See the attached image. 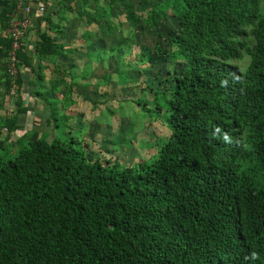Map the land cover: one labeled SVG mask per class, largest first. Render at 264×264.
<instances>
[{"label":"trees","instance_id":"obj_1","mask_svg":"<svg viewBox=\"0 0 264 264\" xmlns=\"http://www.w3.org/2000/svg\"><path fill=\"white\" fill-rule=\"evenodd\" d=\"M105 1L78 0L74 6L89 22L110 24L107 11L116 3L132 27L176 20L165 39L181 69L158 80L162 89L149 86L153 106L137 101L152 125H162L152 127L157 151H144L130 164L105 155L91 159L89 143L83 148L76 146L79 140L56 135L49 141L33 125L8 153L6 141L28 112L20 69L34 72L21 40L15 77L8 63L0 65V91L16 84L14 111L0 117V264H264V13L258 0H139L144 15L130 0ZM16 8V0L4 1L3 28ZM55 8L39 13L27 29L37 31L40 59L62 50L56 36L65 21ZM247 25L255 45L239 72L229 60L239 56L234 39ZM124 47L120 41L107 52ZM11 49L12 38L0 34V59L8 60ZM36 75L42 79L40 70ZM60 82L64 100L46 99L48 121L57 129L67 124L65 101L77 85ZM36 94L45 97L44 90Z\"/></svg>","mask_w":264,"mask_h":264},{"label":"rangeland","instance_id":"obj_2","mask_svg":"<svg viewBox=\"0 0 264 264\" xmlns=\"http://www.w3.org/2000/svg\"><path fill=\"white\" fill-rule=\"evenodd\" d=\"M130 1L133 3L136 13L139 15L145 14L140 9L139 0ZM156 1L159 2L160 0ZM258 2L259 9L264 13V0H258ZM105 3H108V1L106 0ZM102 5H105L104 2H102ZM92 6L94 4L91 2L89 8H92ZM78 7L79 5H77ZM107 12L111 16L110 24L100 23L102 20L99 22L94 20L89 25L88 29H90L89 32L93 37L89 40V45L75 48L72 53H68V57L71 58L70 61L68 59L62 61L61 57L56 59L60 70L54 66L57 64L53 56H51L48 66L39 65L38 61L34 60L35 73L27 69L24 70V68L20 69L22 73H25L28 83L32 79L33 81H39L36 71L40 69L47 78L48 85L55 84L58 86L59 84L61 89L65 86L58 81V78L61 77L64 83L69 84L73 81V76H78L76 80L80 85L69 92L65 102L68 103L67 108H72L75 122L81 125V121L88 126L85 128L83 127L84 124L82 127L74 128L61 126L59 130L52 128L51 119L49 123L47 122L49 119L48 103L46 104L42 99L39 100L34 90H32L33 87L28 86L25 82L23 86H27L28 92L22 89V98L24 105L28 107V114L19 117L18 126L20 128L12 131V134L8 137L6 141V146L10 148L8 153L13 154L15 152L18 141L24 142L26 140L25 136L29 134L27 132L29 129H26V127L31 126L32 118H37L34 120V127L44 131L45 138L49 141L52 135H56L62 139L68 140L72 137L79 140L80 144L76 146H82L83 148L85 143H89L91 148L86 151V155L91 159L105 155L106 157H115L125 164H130L134 159L139 160V151L144 150L149 155L156 153L157 139L153 137L154 129L152 130V127L154 125L162 127V125L160 122H157V125H152L151 118L141 109L137 101H145L147 106H153L154 94L149 86L151 85L154 89L161 88L162 86L158 84V80H165L168 71L178 73L181 69V63L171 57L174 47L165 39L167 34L175 31L177 27L176 20L174 17H166L157 22L155 26L140 22L132 27L125 19V11L120 3L111 4L110 10ZM31 14L32 12L30 16ZM32 23L34 22L30 19V25ZM252 28L251 25L245 26L244 33L234 39L239 44L240 52L237 58L231 59L229 62L239 72L245 71L250 61V52L253 51L255 45ZM33 31L26 38L28 36L33 37ZM120 41L126 44L121 52H116L114 55L106 53L110 47ZM28 50L31 49L28 48ZM30 54H32V51H30ZM72 61L75 66L77 65L74 68L75 70L65 72L64 67H69V63ZM0 62H2L0 65L3 66L7 64L6 59H0ZM116 67L120 71L127 72L128 77L123 79L119 77L116 73ZM4 74V69H1L0 82L2 83ZM83 74H86L87 84H83L85 83L84 79H80ZM104 74L110 76L107 84L103 81ZM13 85L16 84L13 83ZM2 87L4 89V86ZM12 88H14L13 93ZM0 92V117L3 118L8 116L12 110L14 111L13 101L16 99V86H11L8 92L5 90ZM52 93L54 92L47 93V98H50ZM62 99L64 100V98ZM81 111H83L82 114ZM59 120L63 122L67 119H61L60 117ZM67 123H69V120ZM164 133L168 134L169 132L164 131ZM0 153H2L1 149ZM131 156H134V158L131 159Z\"/></svg>","mask_w":264,"mask_h":264},{"label":"crops","instance_id":"obj_3","mask_svg":"<svg viewBox=\"0 0 264 264\" xmlns=\"http://www.w3.org/2000/svg\"><path fill=\"white\" fill-rule=\"evenodd\" d=\"M4 1H6V0H0V10L4 9ZM76 1H78V0H50V8L48 9V11H50V9H54L55 6L58 5L55 8V10L58 9V13L59 12L62 13V17L61 18H64V20H62V21H65L64 22L65 25L63 27V34L60 35V36H56V42L60 45V48L62 49L61 50V53H59V54L58 53L57 54H50L47 58L40 59V58L37 57V53H36V50H35V43H36V41L38 39L37 31L35 29H30L28 31V33H26L23 36L22 41H23L24 45L27 47L28 53L30 54V51H32V54H30V55L32 57L33 66H34V60H37L39 65H46V66H48L49 63H50L51 56H53V58L55 59V61H56V59L58 57H61L62 58V61L63 60H66V59H68V61H70L71 58L68 57L69 56L68 53H72L75 48H78V47L81 48L83 46L89 45L88 42L93 37L86 38V36L87 35H90L91 36V32H89L90 29H88V27H89V25L92 24V22L94 20H92V22H89V20L87 18H85L84 15L81 14V13H84V10H83L82 7L81 8L80 7L77 8L76 6H74V3ZM48 11H46V12H48ZM89 11L90 12H88V13H92L91 10H89ZM31 12H32L31 19L34 22V23H32V26L33 25L35 26L36 25L37 16L39 15V12L36 11V9L34 8V6L30 10V13ZM52 19L54 21H57L59 19V17L57 15H52ZM97 21L99 22L100 20H97ZM100 23H104V21H101ZM41 28H44V22H42ZM32 30H34L33 31L34 32V36L33 37L28 36L26 38L27 35H29V34L31 35V31ZM0 34L8 35V26H7V28H3V25H2V22L1 21H0ZM28 48L31 49V50H28ZM107 51H106V53L108 54ZM103 53H105V52H103ZM97 54H99V53H97ZM0 64H2V62H0ZM56 64L57 65H54V66L59 69L58 61H56ZM69 64H70L69 67L68 66L64 67L65 68V72H70L71 71V68L73 70H75L74 68L77 66V65L76 66L74 65L75 63H73V61L70 62ZM24 70H26V68H24ZM38 70H40V69H38ZM38 70L36 71V74L38 73ZM28 71H30V70H28ZM34 73H35V67H34ZM40 74L42 76V79H40L39 81H42V82L44 81V86H45L44 88H39V87L37 88V84H38L39 81L38 82L37 81H33V79L31 81H29V83H28V80L26 78L25 73H22V78H23V82L22 83H23V85H25L24 84L25 82L27 83L28 86L31 85L33 87L32 90H34L35 95L37 96V98L39 100L42 99V101L46 102V104L48 103V100H46L47 99V93H49L50 91H53L54 92V93H52V95H54V97L61 98L62 99L65 96L66 87L65 88L63 87V89H61V87H60L59 84H58V86L55 85V84L54 85H52V84L51 85H48L47 78L44 76V74L41 72V70H40ZM106 75L104 74L105 77L103 78L104 79L103 81H105V83L107 84V82L109 80H106ZM76 77H78V76H73V78H72L77 83V85H74L72 87V90H75L76 87H78L80 85V83H78V80H76ZM80 79H84V82L85 83H83V84H87L86 83L87 82L86 81V74H83V76ZM60 80H61V77L58 78V81L59 82H60ZM12 87H15V85H12ZM23 87L24 86H22V88H21V96H22V89H24V90H26V92H28L27 91L28 90L27 89V86L24 87V88ZM36 88L38 90L39 89L44 90V92H45V97H44L45 100H44V98L42 96L36 94ZM11 91L13 93L14 88H12ZM101 96H103V95H101ZM67 105H68V103L65 102V109H66L65 110V113L68 114V115H70V117L68 118L69 123H67L66 126H68L70 128L82 127V125L84 124V122H81L80 121L81 125H78V123L75 122V116L72 115L73 114L72 108H67ZM70 107H72V106L70 105ZM68 109L71 110V112H69ZM82 113H83V111H81V114ZM27 114H28V112H27ZM48 118H49V113H48ZM36 119L37 118H32L31 119V121H32L31 126L26 127V129H31L32 126L35 124L34 123V120H36ZM47 122L49 123L48 120H47ZM26 124H28V123H26ZM87 126H88L87 124H84L83 127L85 128ZM52 128H53V125H52ZM54 129L59 130V128L58 129L57 128H54ZM103 132H105V131H103ZM42 133L45 134L44 131ZM139 152H138V154L140 156L141 153L144 152V150L139 151ZM132 158H134V156H131V159ZM133 161H136V159H134Z\"/></svg>","mask_w":264,"mask_h":264},{"label":"built area","instance_id":"obj_4","mask_svg":"<svg viewBox=\"0 0 264 264\" xmlns=\"http://www.w3.org/2000/svg\"><path fill=\"white\" fill-rule=\"evenodd\" d=\"M17 12L13 15L8 25V35L12 38V49L7 60L9 73L15 77L17 68L15 63L18 61L15 50L20 47V41L26 34L30 26V10L36 9L39 13H45L50 8V0H16Z\"/></svg>","mask_w":264,"mask_h":264},{"label":"clouds","instance_id":"obj_5","mask_svg":"<svg viewBox=\"0 0 264 264\" xmlns=\"http://www.w3.org/2000/svg\"><path fill=\"white\" fill-rule=\"evenodd\" d=\"M227 139V138H226ZM252 258L256 259L257 258V254L255 252L252 253Z\"/></svg>","mask_w":264,"mask_h":264}]
</instances>
